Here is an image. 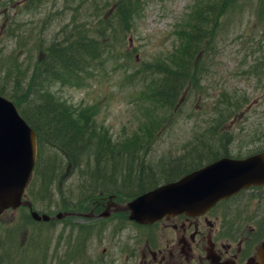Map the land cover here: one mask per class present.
Segmentation results:
<instances>
[{
	"label": "rangeland",
	"instance_id": "rangeland-1",
	"mask_svg": "<svg viewBox=\"0 0 264 264\" xmlns=\"http://www.w3.org/2000/svg\"><path fill=\"white\" fill-rule=\"evenodd\" d=\"M30 1L0 0V60L3 65L19 64L22 72L28 75L23 74V79L32 76L35 66L45 59L41 52L43 46L58 37L63 39L64 30L72 29L74 19L89 26L97 21L93 5L108 3L114 7V0H87L81 5L79 2L83 0H46L36 7ZM235 3L237 12L232 14V20L226 14L220 22L223 36L218 43L219 49L202 53L194 61L199 64L193 69L199 78L197 84L183 95L176 116H172L162 129L155 130L152 138L146 136L150 124L146 122L143 103L154 83L157 84V77H151L146 71L155 67L153 64L158 61L169 64L170 68L174 66L171 56L180 47L181 39L177 33L184 26L185 16L191 12V0H147L124 43L112 47L117 51L105 56L104 65L87 68L88 74L82 85L44 78L35 98L41 104L51 102L63 107L74 119L84 113L118 151L168 154L169 148L192 145L190 141L194 138L209 134L216 118L221 126L213 125L211 138H243L246 145L252 142L251 139L264 138V62H260L264 59V21L258 19L257 11L264 0ZM239 4L241 11H238ZM7 5H12L10 15L3 14L5 8L9 11ZM107 12V18L111 17V12ZM11 26L17 30L20 40L29 42L28 49L16 52L20 40L9 36ZM31 29L43 33L40 43L37 42L38 35L34 34L33 39L25 38L26 31ZM8 74V66L0 63L1 87L6 83L10 85L6 78ZM242 111L246 113L244 118ZM231 112L238 113L241 127L248 123H252L250 130L260 127L253 134L240 128L233 130ZM219 113L229 116L228 120L221 122ZM226 123L230 124L225 126ZM138 137L140 141L134 142ZM124 145H132V148L126 149ZM64 159L63 155L49 154L46 162L55 161L57 169H61ZM58 177L55 197L45 199L44 203L38 202L36 210L46 212L51 209L46 213L57 214L53 211L56 210L54 202L58 187L62 185L66 193L79 196V185H83L84 180L77 173L62 170ZM85 203L75 206L72 211L89 214ZM82 226L86 229H81ZM116 232V227L109 223L98 225L71 218L42 224L31 222L28 208L8 211L0 216V264H119V250L116 252L113 247ZM85 233L92 237L85 239V243L77 242L78 234ZM76 242L80 249H76Z\"/></svg>",
	"mask_w": 264,
	"mask_h": 264
},
{
	"label": "trees",
	"instance_id": "trees-1",
	"mask_svg": "<svg viewBox=\"0 0 264 264\" xmlns=\"http://www.w3.org/2000/svg\"><path fill=\"white\" fill-rule=\"evenodd\" d=\"M86 1H80L79 5ZM191 1V12L185 16L184 26L177 33L181 43L171 56V63H174V66L170 68L169 64L158 61L153 64L155 67H149L150 71H146V74L151 77H157V84L154 83V87L147 95V100L143 103L146 106L144 114L146 122L150 124L146 134L148 138H152L155 130L162 129L172 116H176V111L182 104L183 95L189 92L199 80L193 70L199 64L194 61L202 53L208 54L212 49L214 52L219 49L218 43L223 36V26L220 22L226 14L227 18L232 20V14L237 12V3L235 2L239 0H234V2L230 0ZM45 2L46 0H31L30 4L36 7ZM146 2L147 0H114V7L109 6L108 3L99 6L93 5L92 11L96 15V23L88 26L86 22H79L78 18L74 19L72 29L68 30L67 27L64 30L65 37L63 39H58V37L49 45L43 46V50L39 48L45 59L35 66L34 74L27 79H23V74L27 75V73L22 72L19 64L11 62L3 65L0 60L2 66L9 68L6 78L10 81V85L6 83L3 87L0 86V94L15 102L22 116L35 129L38 136L39 160L27 192L28 199L33 202L34 206L38 202L44 203L45 199L52 200L55 197V182L59 178L60 172L67 170L77 173V176L84 180L83 185H79V196L74 193L75 196L66 193L64 185L59 186L56 193L57 201L54 202V205L58 212L72 211L75 206H79L80 203L96 195L99 184L91 181L108 179L106 175L101 177L98 174L92 175V172L113 170L114 165L122 163L120 159L114 158L115 156L141 155L142 150L131 152L116 150L112 143L96 130L90 123L89 117H86L84 113L74 119L59 105L51 102L39 103L35 95L44 78L58 79L65 84L82 85L85 75L88 74L87 68L96 64L103 63L104 65L105 56L108 57L110 52L117 51L112 47L115 44L121 46L124 43L125 36L136 26V18ZM232 6L234 7L230 11ZM8 8L9 11L5 8L3 14L10 15L11 8ZM107 10L111 12L109 18H107L109 15ZM241 10V4H239L238 11ZM257 11L260 14L258 19L264 21L263 3L257 8ZM99 14L101 17H98ZM233 20H236V17ZM11 30L9 36L20 40V35L16 33L17 30L13 26H11ZM34 34L40 37L37 39V42L40 43L43 40L41 39L43 33H35V29L26 31L25 38L33 39ZM24 40L19 41L16 52L28 49L29 42ZM211 55L212 53L210 57ZM228 117L219 113L218 119L227 121ZM211 132L200 139H209ZM212 139H215V136H212ZM124 146L126 149L132 148V145ZM138 147H142V145ZM49 154H60L65 157L61 169H57L55 161L53 163L46 162ZM203 162L206 163L200 157L199 160L192 159L187 163H195L201 167ZM85 188L87 189L83 191ZM48 210L46 212L52 211ZM81 229H86V227L82 226ZM90 236L92 237V234H78L77 242L81 240L85 243ZM85 239L87 240L85 241ZM77 242L76 249H80Z\"/></svg>",
	"mask_w": 264,
	"mask_h": 264
},
{
	"label": "flooded vegetation",
	"instance_id": "flooded-vegetation-1",
	"mask_svg": "<svg viewBox=\"0 0 264 264\" xmlns=\"http://www.w3.org/2000/svg\"><path fill=\"white\" fill-rule=\"evenodd\" d=\"M245 115L242 112L243 118ZM250 124L241 127L238 113L232 115L233 130L240 128L253 134L260 127L250 130ZM250 141L246 145L243 138L193 139L192 145L169 148L168 154L115 156L122 163L100 172L108 179L91 181L105 185L107 190L100 189L91 199V218L86 221L116 227L113 247L119 250V264H261L258 251L264 242V186L241 191L193 217L177 215L140 224L132 221L128 212L118 211L137 197L181 179L187 170L199 168L188 160H241L264 151V138ZM104 211L109 218L99 217Z\"/></svg>",
	"mask_w": 264,
	"mask_h": 264
},
{
	"label": "water",
	"instance_id": "water-1",
	"mask_svg": "<svg viewBox=\"0 0 264 264\" xmlns=\"http://www.w3.org/2000/svg\"><path fill=\"white\" fill-rule=\"evenodd\" d=\"M38 153L36 132L22 118L16 106L0 96V215L23 205L31 208L38 222H50L74 215L62 212L55 217L33 211L24 202ZM264 185V152L245 160L223 159L181 180L147 193L127 206L130 218L142 224L165 216H196L243 189ZM258 257L264 264V242Z\"/></svg>",
	"mask_w": 264,
	"mask_h": 264
},
{
	"label": "bare ground",
	"instance_id": "bare-ground-1",
	"mask_svg": "<svg viewBox=\"0 0 264 264\" xmlns=\"http://www.w3.org/2000/svg\"><path fill=\"white\" fill-rule=\"evenodd\" d=\"M89 174H90V173H89ZM95 174H98V176L103 177V176H102L103 174H100V172H96V173H95V172H92V175H95Z\"/></svg>",
	"mask_w": 264,
	"mask_h": 264
}]
</instances>
